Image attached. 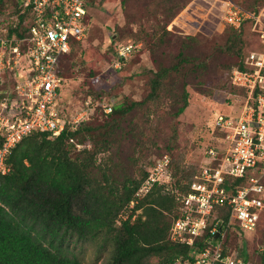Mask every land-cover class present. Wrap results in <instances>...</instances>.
I'll return each mask as SVG.
<instances>
[{
	"label": "trees",
	"instance_id": "1",
	"mask_svg": "<svg viewBox=\"0 0 264 264\" xmlns=\"http://www.w3.org/2000/svg\"><path fill=\"white\" fill-rule=\"evenodd\" d=\"M9 1L19 13L18 21L8 29L0 25V29H5L1 35L18 38L24 52L29 44L23 41L28 35V15L21 14L24 0H0V16ZM134 1L141 2L144 11L151 15L153 26L147 29L143 25L138 26L141 29L130 35L120 29L114 34L117 41L128 36L134 44L143 42L151 52L154 68L147 71L148 92L139 101L126 99L119 104L113 103V98H107L105 100L112 104L109 114H104L98 104L88 120L73 126L66 125L58 136L34 131L12 149L6 161L9 170L0 174V264H174L190 259L193 249L201 250L205 246V235L197 238L194 245L178 244L169 239L170 227L180 214L179 197L189 192L194 176L174 163L171 147H166L157 157H171L170 185H154L149 193L139 197L135 193L148 171L138 166L137 159L126 165L124 160L130 156L125 159L119 154L126 136L123 124L128 114L137 108L152 109L172 85H181L178 91L180 105L173 115L178 117L183 113L188 105L187 74L203 65L202 62L197 63L194 50L198 42L205 39L175 35L166 28L192 0ZM234 1L254 15L264 5V0ZM131 2L121 0L122 9L129 15ZM88 4L90 0H85L86 26ZM253 22V19H247L237 29L227 27L218 35L223 42L212 54L224 53L238 59L230 72L229 85L242 94L241 107L246 97L245 90L233 86L230 76L235 69L248 71L249 53L262 50L259 33H256L257 47L245 55L250 46L249 27ZM81 41L72 40L70 51L60 57L58 76L63 77L69 57L76 50L83 51ZM110 42L112 46L114 40ZM117 44L112 53L121 65L117 71H123L127 62L117 53L126 43ZM173 44L179 45L177 53H173L167 63L159 62L164 49ZM5 94L2 89L0 98ZM97 111L102 117H94ZM77 145L82 147L78 149ZM217 156L219 159L223 155ZM217 165L218 162L213 163V166ZM245 181V178L229 179L225 187L234 192L244 187ZM133 200V207L122 218ZM214 216L220 220L219 226L225 225L229 209L218 207ZM235 229L239 230L233 225L225 234L222 243L224 253L232 254L228 243L231 236L237 234ZM89 251L92 260L86 263ZM154 259L157 262H153ZM240 259L251 264L244 251ZM258 259L257 264H264V239Z\"/></svg>",
	"mask_w": 264,
	"mask_h": 264
},
{
	"label": "built area",
	"instance_id": "2",
	"mask_svg": "<svg viewBox=\"0 0 264 264\" xmlns=\"http://www.w3.org/2000/svg\"><path fill=\"white\" fill-rule=\"evenodd\" d=\"M228 4L225 15L228 25L237 29L247 19L258 22L253 13ZM22 7L21 14L28 15V35L23 41L29 43L24 66L21 67L23 52L19 39L2 36L0 29V70L20 67L11 93L0 99L2 175L9 170L6 161L12 149L25 136L34 131L58 136L66 125L88 120L92 113L86 103L74 117L65 119L59 113L58 102L63 80L57 74L60 57L70 51L72 40L86 37L85 0H24ZM259 40L262 50L252 51L247 57L250 69H235L230 76L233 86L245 90L244 104L234 115L216 117L214 128L222 135L223 148L206 150L209 162L192 177L189 192L180 195V214L169 230V239L178 244L194 245L197 238L205 235V246L201 250L193 249L190 259L174 264H245L223 252L225 234L232 225L244 233H253L264 217V30L259 31ZM131 49L130 43L122 45L118 57L125 58ZM114 66L121 65L116 62ZM111 105L107 100L99 103L104 114L112 111ZM220 153L223 156L218 159ZM215 162L217 166H213ZM170 163L169 155L155 160L135 196L149 193L154 185L168 187L172 180ZM243 178L244 187L234 192L225 187L229 179ZM134 203V200L129 203L122 218ZM218 207L229 209L228 222L222 226L214 216Z\"/></svg>",
	"mask_w": 264,
	"mask_h": 264
},
{
	"label": "rangeland",
	"instance_id": "3",
	"mask_svg": "<svg viewBox=\"0 0 264 264\" xmlns=\"http://www.w3.org/2000/svg\"><path fill=\"white\" fill-rule=\"evenodd\" d=\"M228 3L245 9L234 0H192L167 25V30L175 35L205 39L204 42L199 41L194 50L197 63L202 62L203 65L197 71L189 70L187 74L188 105L180 116L175 117L173 113L180 105L178 91L181 90V85L170 86L161 102L152 109L137 108L128 114L123 124L126 136L119 151L125 159L130 156L128 160H124L126 165L129 166L132 159H137L138 166L148 170L160 153L166 147H171L170 155L174 163L187 173L195 175L209 162L207 149L223 148L222 135L214 128V121L218 115L231 116L237 113L243 100L240 91L229 85L230 72L238 59L224 53L212 56L223 42V38L218 35L230 26L225 21ZM130 6L132 10L129 9V15L122 9L121 0H90L86 37L81 41L83 51L76 50L69 57L71 66L67 64L62 77V91L58 102L59 113L65 119L74 117L86 103L93 111L107 98L111 97V100L114 99L113 103L119 104L126 99L139 101L148 92L147 71L154 68L151 52L143 42L134 44L128 36L117 41L114 34L120 29L130 35L141 29L138 26L143 25L146 29L153 26L154 20H150L152 17L144 11L141 2L132 0ZM18 15L14 4L9 1L0 16V25L8 29L17 23ZM255 16L258 22L253 20L249 27L250 46L245 55L257 47L256 33L264 30V5ZM111 39L114 40L112 46ZM117 43L134 44L125 57L127 63L123 71H117L119 68L114 66L116 57L112 49L114 51ZM178 48V44H173L164 49V56H159V62L167 63ZM25 52L21 67L26 62ZM18 69L0 70V95L2 89L6 92L0 99H6L11 93ZM94 115L102 117L98 111ZM115 156L121 160L117 154ZM236 232L228 243L229 251L240 258L244 251L249 255L250 263L257 264L259 253L263 250L264 218L255 232ZM91 260L89 251L86 263ZM153 262H157V259Z\"/></svg>",
	"mask_w": 264,
	"mask_h": 264
}]
</instances>
